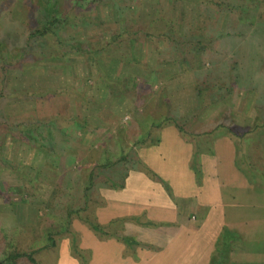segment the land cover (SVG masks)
<instances>
[{
    "label": "rangeland",
    "instance_id": "1",
    "mask_svg": "<svg viewBox=\"0 0 264 264\" xmlns=\"http://www.w3.org/2000/svg\"><path fill=\"white\" fill-rule=\"evenodd\" d=\"M222 1L241 4L243 14L258 11L254 7L259 4L258 0ZM47 2L0 0V258L9 248L16 247L24 252L36 251L35 257L42 264H72L70 238L62 230L63 214L67 207L80 205L83 193H75L74 185L82 184L85 187L93 148L100 147V154H104V149L106 152L112 151L115 147L113 137L117 140L122 136L112 135V125L131 126L134 133L137 130L148 133L150 129L158 133V128L152 127L163 124L166 117L172 115L186 129L203 131L201 136L206 137L209 143L213 142L211 152L220 157V170L236 172L234 180L241 186V193H229L230 181L225 175L222 176L225 187L228 185L224 189V197L229 201L223 207L228 220L218 240L217 254L213 257L216 259L210 264H219L221 261L217 260L224 254L226 259L229 249L227 263L264 264V129L239 138L237 144L229 142L227 138L231 135L238 140L236 135L228 132L227 125H243L247 130L264 121V95L259 96L257 91L247 89L249 80L247 73H244V80H238L239 86L232 89L230 97L209 105L210 92H221L214 95L220 97V86L225 79L206 80L200 72L197 73V68L204 69L201 54L193 60V64L188 59L183 61L174 52L175 45L165 42L161 34L179 39L190 37L189 34L202 36L209 33V27H200L208 21L203 20L204 16L198 21L196 16L199 12L202 15L205 13L206 17L211 16L210 27H216L218 15L214 7L200 10L197 0ZM49 4L57 6L55 15L67 18V22L61 26L59 37L60 41L67 40L69 43H75L76 39L74 50L44 39L31 40L28 44V36L37 25H45V8ZM65 9L69 12L66 13ZM215 9L219 14H224L225 20L227 13L218 7ZM261 24L264 25V17ZM222 28H225L224 23ZM239 29L242 30L241 27ZM79 45L84 46L82 51L76 50ZM109 59L123 61L118 62V71L109 77L110 82L106 78L109 72L107 63H111ZM128 59L133 63L128 64ZM223 59L227 60L226 56ZM258 60L259 57L255 63ZM219 65L222 70V64ZM208 67L211 66L208 64ZM242 68L246 66L242 65ZM253 71L250 70V76L258 82L261 69ZM129 72L137 76L140 83L131 91L127 88L128 84L123 82V77ZM199 87L205 94L203 106L197 102ZM42 88L45 89L44 98L29 96L35 89ZM47 91L51 92L50 95L54 91L57 94L48 96ZM8 92H19L25 96L7 98ZM20 122L24 126L11 127ZM94 126L98 128L94 130ZM97 129L99 132H96ZM244 130H240L239 134L243 135ZM196 135L186 137L193 141ZM130 140L129 137L128 140L119 141L120 146H117L123 149ZM72 157L75 161H72ZM111 158L109 154L105 160ZM197 159L198 156L194 166L199 172L201 169ZM28 175L41 176L38 193L29 195L10 190V186L24 185L21 176ZM245 181L254 192L245 191ZM66 186H73L69 193L64 192ZM164 187L168 192L167 185ZM55 190L58 192L54 193ZM168 195L172 196V193ZM22 197H26L28 203L23 202ZM238 203L239 206H235ZM144 220L148 221L145 215ZM210 222L205 229L209 236L212 234ZM229 222L243 229V225L248 223L254 226L244 236V233L240 234L239 230L230 227ZM197 224H200L199 219L193 227ZM72 227L78 233L77 228L87 226L82 220L74 218ZM110 229L113 227L109 226ZM50 233L57 247L48 252L45 246L50 245ZM79 237V234H75L71 239L79 243ZM99 240L106 242L108 239L100 234ZM195 243L186 255L179 258L177 264H184ZM208 249L209 246L202 248L199 255ZM79 257H85L87 264H90L92 255L81 254ZM74 259L79 261L75 257L73 263ZM202 260L200 258L194 262L204 264ZM222 263L226 264V261Z\"/></svg>",
    "mask_w": 264,
    "mask_h": 264
},
{
    "label": "crops",
    "instance_id": "2",
    "mask_svg": "<svg viewBox=\"0 0 264 264\" xmlns=\"http://www.w3.org/2000/svg\"><path fill=\"white\" fill-rule=\"evenodd\" d=\"M247 113L249 115L250 110ZM138 114L141 115L140 112ZM112 126V135L122 136L117 140L113 137L115 147L112 151L106 152L104 149V154H100V147L93 148L94 155L91 154V157L95 158H89V170L113 163L122 156L129 157L119 163L116 171L114 167L103 168L100 171L103 180H98L90 192L89 214L104 228L102 236L108 239L106 242L100 241V235L89 227L77 228L81 249L92 255L90 264H177L179 258L192 248L193 242H196L195 247L185 258L184 264H196L194 260L200 258L204 264H210L217 254L218 240L228 220L223 211L229 201L224 197V189L228 185L225 187L222 176L225 175L230 181L229 193H241L240 183L234 180L236 172L220 170V157L211 152L213 142L209 143L206 137L201 136L203 131L187 129L189 133L197 134L192 141L173 125L158 128V133L151 132L152 129L148 133L143 130L134 133L131 126ZM101 127L103 129L105 126ZM96 132H99L98 129ZM133 135L135 138L132 139ZM230 136H227L229 142L237 144L239 138L235 140ZM129 137L131 142L126 141L123 149H119V141L128 140ZM109 154L113 158L105 160ZM197 156L200 174L194 166ZM163 183L169 186V192ZM249 186L245 181V191L251 193L253 190ZM235 206H239V203ZM144 215L148 221L144 220ZM198 219L200 224L193 227ZM208 222L212 228L211 236L205 233ZM228 225L239 230L240 234L244 233V236L254 226L248 223L243 225V229L231 222ZM109 226L113 229L108 230ZM206 246L209 249L200 256L202 248ZM73 258L72 255V264H80L75 259L73 263Z\"/></svg>",
    "mask_w": 264,
    "mask_h": 264
},
{
    "label": "trees",
    "instance_id": "3",
    "mask_svg": "<svg viewBox=\"0 0 264 264\" xmlns=\"http://www.w3.org/2000/svg\"><path fill=\"white\" fill-rule=\"evenodd\" d=\"M49 3L50 0H47ZM97 2L98 0H94ZM51 3V2H50ZM199 3V6L201 7L200 10L204 9H209V7H214V10L216 14L218 15L217 19V25L216 27H210L209 20H212L211 16L205 15V13L199 12L196 16L198 21H201V18H203L205 21H208L205 23V25H200V27H209L210 32L202 35V36H195V34H189L187 38H182L180 37L179 39L174 38L172 36H169L167 34L161 33L162 36L164 37V41L174 44V52L176 51L178 53V58L182 59H188L191 64H193V60L197 56L201 54V60L203 61V67L204 69H199L197 68V73L200 72L202 76L205 77L206 80H211L217 79V80H224L225 83L220 86V89L222 91V94L220 97L214 96V95H219L221 92H210L209 94L212 96L211 99L208 101V104L211 105L213 103H216L217 101H224L226 100L227 97H230V93L233 88H236L239 86V81H243L245 78L244 73H247L246 76L248 77V83L246 84L247 89L257 91L259 96L264 95V25L261 24V21L264 17V0H258L259 4H256L254 7H257L258 11H250V13H241V9L243 8L241 4L239 5H233L228 2H224L222 0H197V4ZM199 7V8H200ZM215 7L220 8V11L226 12V18L224 20V14H219L217 9ZM57 6H51L50 4L45 8L46 9V22L45 25H37V27L29 34L27 42L31 40H41L44 39L49 42H54L62 45H66V47H70L72 50L76 48L77 40L75 39V43H69L67 40L66 42L60 41V35L59 31L61 30V26L67 22V18H60L57 15H55ZM69 8V7H68ZM50 9V10H47ZM66 13L69 12V10L65 9ZM68 15V14H67ZM208 19V20H207ZM202 23V22H201ZM224 23L225 28H222V25ZM243 23V24H242ZM246 24V25H245ZM241 27L242 30L239 28ZM246 30V31H245ZM227 31V32H226ZM243 31V32H242ZM226 34L224 35V33ZM151 37H153L151 35ZM37 40V41H38ZM231 43L233 45L231 46ZM29 44V42H28ZM110 44V43H109ZM257 45V46H256ZM84 46H78L76 49L77 51H82ZM258 47V50H257ZM253 48L255 53L253 52ZM252 52L250 53V51ZM90 53V51H89ZM136 54V53H135ZM203 55V56H202ZM226 56L227 60H224L223 57ZM203 57V58H202ZM259 57V62L255 63V60ZM224 60V61H223ZM122 60H110L107 63L109 72L106 75V78H111L115 75V73L118 71V62ZM209 63H208V62ZM123 62V61H122ZM136 62V61H134ZM128 64H132L133 62H130L128 59ZM222 64V70L221 65ZM121 66L125 65L123 63H119ZM127 64V66H128ZM208 64L211 67H208ZM119 65V66H120ZM243 66H246V68H242ZM253 66V67H252ZM148 68V67H147ZM259 68L261 69L260 74L258 76V82H256V75L253 69ZM241 70L243 73H241ZM250 70L253 71L254 74V79L251 78L250 76ZM154 72V71H151ZM110 75V76H109ZM126 75V74H125ZM2 80L5 78V75H1ZM109 78V82H110ZM224 78V79H223ZM252 80V82H251ZM4 82V80H3ZM123 82L125 84H128V90L131 91L137 86L140 85L138 83V78L137 76L131 74L130 72L123 77ZM258 83V84H256ZM112 86V85H111ZM110 86V88H112ZM45 89H35V91L31 92L29 96L36 98H44ZM50 91H47L46 94L48 96H54L57 94V91H54L50 95ZM235 95H238L237 90H234ZM2 95V94H1ZM8 97L7 98H15V97H20L23 94L19 92H8L7 93ZM205 94L202 91V88L199 87L198 89V98L197 102L200 106H203V100H205ZM5 95H2V97ZM25 96V95H23ZM232 101V100H231ZM233 102V101H232ZM16 104V103H15ZM201 109V108H199ZM167 125H173L175 126L185 137L187 135L191 136L194 135V133H189L187 129L184 127V125L180 124V120L177 119L174 116H167L164 123L159 125H155L154 127L161 128L163 126ZM24 126L23 122L13 124L11 127L17 128V127H22ZM30 126V123L27 127ZM220 127H225V125H220ZM228 127V132L231 134L236 135L238 138H243L246 135H250L252 133H255L258 130H263L264 129V121L262 123L257 124L254 128L251 129H245L242 127H237L235 125H227ZM225 127V129L227 128ZM240 130H244L242 132L243 135L239 134ZM214 133V132H213ZM196 135V133H195ZM189 136L187 138H189ZM41 150L42 148L39 147ZM127 156H122L121 159L109 163V164H104V165H98L88 172L87 178H86V184L85 187H83L82 184H78L77 186L74 185V191L75 193H83L82 197L80 198V205L79 207H67V211L64 212L63 217H64V226L62 227V230H64V234L67 235L68 238H70V250L71 253L74 257H78L79 261L81 264H87V261L85 260V257H79L81 254L87 255L89 254L88 251L82 250L80 247V242L78 243L77 241H73L71 239V236H74L77 234L75 229L72 227V221L74 218L79 219L80 221L84 224H86L87 227H89L93 232L97 234H101V237L103 235V227L97 222V219L89 214L88 206H89V201L91 199L92 193L91 190L93 189V186L97 184L96 182L98 180H103V175L100 172L103 168H111L115 169V171L118 169L116 168L120 162L123 160H127ZM72 161H75V158L72 157ZM196 170V169H195ZM148 172L156 178V175L152 173L150 170ZM197 172V171H196ZM200 174V171L197 172ZM100 176L102 178L100 179ZM24 181V185L21 187H11L10 190L14 193H38L37 186L38 182L41 179V176H21ZM110 180V179H109ZM112 181V180H110ZM41 184V183H40ZM164 186H166V183H163ZM73 186H66L64 187V192L69 193L70 188ZM168 187V192H169V186ZM69 188V189H68ZM63 189V187H62ZM61 189V190H62ZM63 191V190H62ZM58 191L55 190L54 193H57ZM31 195V194H29ZM24 197V196H23ZM21 198V200L25 203H28V200L26 201L25 198ZM35 198V197H33ZM31 201V200H30ZM29 201V202H30ZM34 202V201H33ZM41 202V201H40ZM38 201L36 202V204ZM69 206V204H67ZM61 230V231H62ZM59 231V232H61ZM63 232V231H62ZM48 239L50 241L49 246H45V249L50 252L52 248L57 247L55 240L52 237V233L48 234ZM77 240V239H75ZM50 247V248H49ZM228 249V248H227ZM230 250V249H229ZM229 250L228 252L226 251L227 258L225 259V254L217 261H221L219 264H223L222 261H226V264H235V263H227L229 262ZM36 251H31V252H24L19 250L18 248H9L7 251H5L3 258H0V264H42L38 259L35 257ZM213 258V261L214 262Z\"/></svg>",
    "mask_w": 264,
    "mask_h": 264
}]
</instances>
